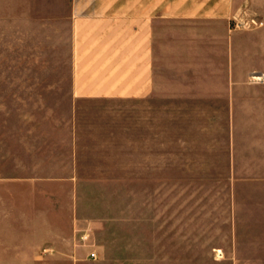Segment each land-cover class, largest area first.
<instances>
[{
    "label": "crops",
    "instance_id": "1",
    "mask_svg": "<svg viewBox=\"0 0 264 264\" xmlns=\"http://www.w3.org/2000/svg\"><path fill=\"white\" fill-rule=\"evenodd\" d=\"M50 9L51 25L69 28L73 105L131 103L130 258L106 244L102 261L264 264V22L244 31L234 20L248 10L264 20V0H53ZM167 24L178 29L170 51ZM83 179L77 164L49 178ZM40 237L26 250L15 234L0 264H37L61 233Z\"/></svg>",
    "mask_w": 264,
    "mask_h": 264
},
{
    "label": "rangeland",
    "instance_id": "2",
    "mask_svg": "<svg viewBox=\"0 0 264 264\" xmlns=\"http://www.w3.org/2000/svg\"><path fill=\"white\" fill-rule=\"evenodd\" d=\"M52 1L0 0V248L18 232L26 250L30 239L60 232L57 248L45 252L44 244L37 264H109L100 252L106 244L113 257L130 258L131 103L73 105L69 28L51 25ZM259 16L244 11L235 26L256 30L264 22ZM160 29L170 51L178 29ZM259 63L264 67V59ZM75 164L84 177L79 186L49 180ZM92 251L97 259H90Z\"/></svg>",
    "mask_w": 264,
    "mask_h": 264
},
{
    "label": "built area",
    "instance_id": "3",
    "mask_svg": "<svg viewBox=\"0 0 264 264\" xmlns=\"http://www.w3.org/2000/svg\"><path fill=\"white\" fill-rule=\"evenodd\" d=\"M258 80H261V77H259V78H257ZM91 257H95V253L94 252H92L91 253Z\"/></svg>",
    "mask_w": 264,
    "mask_h": 264
}]
</instances>
